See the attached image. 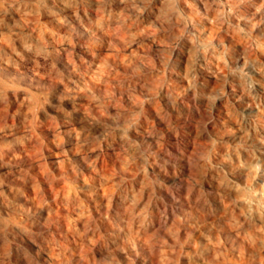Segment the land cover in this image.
Masks as SVG:
<instances>
[{
	"label": "rangeland",
	"instance_id": "374dc122",
	"mask_svg": "<svg viewBox=\"0 0 264 264\" xmlns=\"http://www.w3.org/2000/svg\"><path fill=\"white\" fill-rule=\"evenodd\" d=\"M0 264H264V0H0Z\"/></svg>",
	"mask_w": 264,
	"mask_h": 264
},
{
	"label": "bare ground",
	"instance_id": "6f19581e",
	"mask_svg": "<svg viewBox=\"0 0 264 264\" xmlns=\"http://www.w3.org/2000/svg\"><path fill=\"white\" fill-rule=\"evenodd\" d=\"M230 10L232 9V5L228 3ZM243 8V7H242ZM239 11L242 12L243 9L239 8ZM82 46V45H81ZM86 55L88 56H94L89 50L84 51ZM121 85V84H120ZM178 102L185 107V113L182 114L183 116L179 118L178 120L180 122L186 123V121H190L192 118H189V113H193L197 119L201 118L203 119L205 117L204 111L202 110V105L198 103L196 100H192L191 102H184L183 100H178ZM183 109V108H182ZM166 114L164 115V117ZM160 117V116H159ZM162 117V116H161ZM164 117L161 118V121L164 122L165 120H162ZM167 118V116H166ZM204 120V119H203ZM193 121V120H192ZM204 123V122H203ZM162 125V124H161ZM205 129V128H204ZM202 129V130H204ZM148 132V131H147ZM161 132V131H160ZM144 133V132H143ZM149 133V132H148ZM206 133V132H205ZM184 136V135H182ZM169 137V136H168ZM171 138V137H170ZM154 139V138H153ZM183 142L184 145H183ZM190 147L189 140L188 142L184 140L183 138H178L177 135L172 136L171 143L167 142L164 143L163 146H160L155 151V157H153V161L151 162V168L153 171H155L157 174H163L168 170H172L175 172L176 167L180 165V171H185L189 167V159H187V152ZM193 162V161H192ZM113 166V165H112ZM174 172H172V176L174 175ZM178 171H176L177 173ZM185 173V172H184ZM183 173V174H184ZM169 174L166 173V175ZM182 174V173H181ZM181 176V175H180ZM179 189V188H178ZM180 190V189H179ZM187 190V189H185ZM182 191V190H181ZM183 192V191H182ZM172 193V192H171ZM170 193V194H171ZM178 194V193H177ZM180 194V193H179ZM172 195V194H171ZM245 205V204H244ZM171 206V205H170ZM118 226V225H117ZM134 232V231H133Z\"/></svg>",
	"mask_w": 264,
	"mask_h": 264
}]
</instances>
